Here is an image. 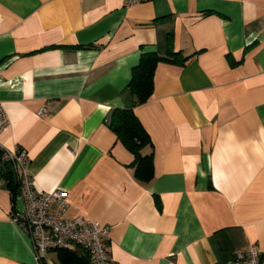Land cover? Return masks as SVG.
Returning a JSON list of instances; mask_svg holds the SVG:
<instances>
[{"label": "crops", "instance_id": "1", "mask_svg": "<svg viewBox=\"0 0 264 264\" xmlns=\"http://www.w3.org/2000/svg\"><path fill=\"white\" fill-rule=\"evenodd\" d=\"M170 49L188 60L159 62L136 105L133 68ZM0 104V146L26 153L36 189L67 192L64 218L111 226V264L264 253V0H0ZM115 108H134L149 133L151 180L110 128ZM24 206L0 184V264H36L13 221Z\"/></svg>", "mask_w": 264, "mask_h": 264}, {"label": "built area", "instance_id": "2", "mask_svg": "<svg viewBox=\"0 0 264 264\" xmlns=\"http://www.w3.org/2000/svg\"><path fill=\"white\" fill-rule=\"evenodd\" d=\"M141 0H125L127 6H133ZM46 108L39 110L45 116ZM9 123V115L0 104V134ZM4 158L11 160L21 180V195L25 200L23 210L13 214V221L25 230L31 239L36 264H51L49 252L70 249L82 245L88 252L92 264H111L110 232L111 226L82 217L64 218L67 209V192L61 189L53 191L35 188L29 174V161L22 149L10 150L2 146ZM56 206L53 207V204ZM232 264H264V253L260 246L252 244L237 253Z\"/></svg>", "mask_w": 264, "mask_h": 264}, {"label": "trees", "instance_id": "3", "mask_svg": "<svg viewBox=\"0 0 264 264\" xmlns=\"http://www.w3.org/2000/svg\"><path fill=\"white\" fill-rule=\"evenodd\" d=\"M189 56L181 52L169 50L167 55H159L155 51L145 52L141 55L138 65L133 68L130 89L135 97L136 105L146 103L154 91V76L159 62H169L183 65ZM110 128L118 139L135 156V177L142 181L151 180L154 175L153 152L147 155L142 153L145 146L151 145L152 140L136 115L134 108H115L108 118ZM0 184L8 189L12 200L21 193V180L11 160L4 158V151L0 148ZM159 206L161 204L159 203ZM73 250V249H72ZM60 249V264H84L82 261H74L77 257L75 251ZM90 257V256H89ZM91 260V258H90ZM92 262V261H91Z\"/></svg>", "mask_w": 264, "mask_h": 264}]
</instances>
